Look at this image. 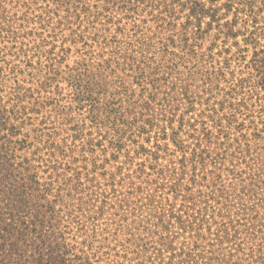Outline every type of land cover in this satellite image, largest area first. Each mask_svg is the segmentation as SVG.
<instances>
[{
  "label": "trees",
  "instance_id": "16d2710c",
  "mask_svg": "<svg viewBox=\"0 0 264 264\" xmlns=\"http://www.w3.org/2000/svg\"><path fill=\"white\" fill-rule=\"evenodd\" d=\"M217 1L103 0L102 10L116 8L117 23L125 19L131 24L130 36L141 56L123 64L133 72L135 87L119 84L115 92L128 102L124 112L121 104L106 108L105 119L114 116L110 136L102 133L106 121L97 120L92 105L82 116L89 94L82 90L81 67L67 79L66 107L54 84L57 63L80 43L83 25L103 12L89 0H0L1 42L15 41L20 20L50 27L33 46L12 45L11 51L27 56L37 50L49 57L52 73L35 88L12 84L6 101L0 96V133L8 142L16 137L12 148L0 146V264L102 260L110 249L108 236L95 243L102 234L97 220L107 196L99 200L90 191L100 185L114 189V264H264V216L259 214L264 208V103L258 110L262 124L251 120V132H243L246 126L236 117L241 108L224 110L232 105L231 94L254 84L248 78L235 81L232 73L225 91L219 85L223 67L195 58L208 40L212 56L219 39H232L237 56L250 49L257 54L264 45V0ZM17 9L24 10L22 16ZM34 10L38 13L30 19ZM103 17L110 21L107 14ZM169 44L189 59H166L176 54ZM43 93L47 96L39 101L35 94ZM44 109L64 114L66 126L47 132L29 128L33 122L25 120ZM24 127L34 132L36 142L47 136L46 152L26 150L29 132ZM230 129L238 136L231 138ZM234 146L238 152L230 151ZM19 149L24 155L15 154ZM97 201L102 204L98 210L84 215ZM121 230L130 236L117 240Z\"/></svg>",
  "mask_w": 264,
  "mask_h": 264
},
{
  "label": "rangeland",
  "instance_id": "374dc122",
  "mask_svg": "<svg viewBox=\"0 0 264 264\" xmlns=\"http://www.w3.org/2000/svg\"><path fill=\"white\" fill-rule=\"evenodd\" d=\"M225 0H218L216 4H220ZM90 4H95L99 11H102L104 14H107L110 17V21H106L107 18L103 17L104 14L100 13L97 21L94 20L93 23H85L83 25L86 26V30L84 35L81 38V41L76 46H72V51L67 56H64V59L61 63H57V66L54 68L53 74L57 76V79L54 84H57L62 92V95L65 97V100L62 101V105L66 107L69 103L67 94L68 89L66 87L67 79L69 78L70 73H74L77 71V67H81L82 75L84 79L81 80L82 90L86 92L88 95L89 105L84 103V107L82 109V116H85L88 113V109L92 105L95 108V113L97 116V120L101 121L103 119L105 124L101 127L102 133H109L110 136L114 134L113 130H111L110 125L114 121V116L105 119L106 108L110 107L114 109V106H118L121 104V111L124 112L126 110L128 102L125 100V96L122 94L115 93L118 89L119 84H123L128 88L135 87L132 85L133 80V72L129 69H126L125 65L131 61L132 58H141L139 51L136 49L137 43L133 42L134 38L130 36L131 24L126 22L125 19H122L121 22L117 23L116 20L119 19V15L116 13V8H112L110 12H106L102 10L100 5L103 3V0H89ZM114 2V0H112ZM116 2V1H115ZM18 15L22 16L23 9H17ZM224 9L221 10L223 12ZM16 11V10H15ZM38 13V10H34L31 14H29L30 19L34 15ZM17 14V13H16ZM143 17V16H142ZM230 17V16H228ZM92 20V19H91ZM180 21H184V17L181 18ZM195 21V20H194ZM143 23V22H142ZM242 23L239 20V24ZM145 25L149 26L150 23L144 21ZM190 27H195V24H191ZM16 31L18 36L13 42H1L0 41V76L5 77L4 82L0 79V96L3 98V101H6L8 95L7 92L12 84H20L23 87L27 88L32 86L33 88L37 87L38 82L46 75H52V73L48 69V63L50 62L48 56L45 55H37V50H33L28 53L27 56L19 55L18 53H13L11 50V46H15V48L19 47H30L36 44L39 40V34L43 36H48L50 30L46 27L43 29L39 23L37 22H25L20 20L18 25H16ZM121 29V30H119ZM49 39V38H47ZM240 43L241 36L236 39ZM212 41H204L201 48L197 51L196 59H200L202 62H205V59L210 60L213 64H219L223 67L224 75L219 83L221 87L225 88V91H228V84L232 79V73L234 74L235 81L236 78H248L250 79V83L254 84L253 87H244L242 93L234 92V95L231 94L230 102L231 106H226L225 112L234 111L235 108L239 106L241 111H236V117L238 121H243L246 128L243 132H251L253 120L254 124L259 123L260 117H258V110L261 107V104L264 103V53L260 51L264 50V45L259 46L257 54H253L251 49L245 56H237L236 46L233 44L232 39H228L225 43H222L220 39L217 42V46H214L211 51L212 56L209 55V51L207 48L212 45ZM60 44V41L57 43ZM261 44H264V40L261 41ZM168 48L174 51L176 54L166 56V59L169 57L174 60L189 59L187 56H179L177 52L180 49L178 47H172V45H168ZM227 50V51H225ZM138 52V53H137ZM181 53V52H179ZM202 54V55H201ZM152 59H160L163 56H147ZM193 62V61H192ZM163 63V62H162ZM180 69L181 66L179 67ZM80 70V69H79ZM164 88H161L159 91L158 100L159 103H162L163 91ZM250 90V91H249ZM150 90L147 89L145 94ZM140 93L139 88L136 90V97ZM85 94V93H84ZM85 94V95H87ZM47 96V94H35V97L38 100H42V97ZM146 96V95H145ZM44 100H47L46 98ZM118 101L114 105V103ZM240 102H243L245 106L241 105ZM167 103V101L165 102ZM212 104V103H211ZM156 109H158L159 104L154 105ZM0 109L3 110V102ZM155 109V112H159ZM27 113V115L32 116ZM159 114V113H158ZM264 117V111L262 112ZM64 114H54L50 109H44L41 113L34 114V119L25 120V122H33L32 126L29 128H41L44 132L49 131L51 128L55 126H66L64 122ZM71 116V114L69 115ZM64 117V118H63ZM54 121V124L52 122ZM45 121V122H44ZM13 122V121H11ZM251 124V125H250ZM28 127L22 128L23 132H29L27 137L28 148L26 150H40L41 153L46 152L45 141L47 140V136H42L39 142H36V139L33 136V131L28 130ZM47 128V129H44ZM231 138H235L238 136V132L233 129H230ZM95 134V133H94ZM14 139L12 142H8L6 139L2 138V133H0V146L7 145L12 148ZM239 148L236 146L230 148L232 152H238ZM24 150L19 149L15 152V154L24 155ZM38 154V152H37ZM101 157L98 158V162H100ZM106 169H110L114 171V166L107 165ZM114 189H109L106 186L100 185L96 189L95 187H91L90 191L95 192L96 196L99 200L106 197L107 203L104 204L102 215L98 217L97 223L98 228L102 232V234L98 235L96 238L95 245L101 243V239L104 235L108 236V242L110 249L104 251L106 254L102 255V260L96 261L95 259L91 260V264H114V229L117 227L114 224V220H117V216L114 215ZM93 201H91L92 203ZM102 205L98 201L93 205H90L88 209H85V214H94L98 210V207ZM86 208V206H85ZM83 211H81L82 214ZM264 208H260V216H264L263 213ZM8 221V219H6ZM131 222V219L128 220ZM134 222L131 223L134 226ZM90 234V233H89ZM135 234H140V230H135ZM130 235L127 231H120L116 236L117 240H123ZM83 264H89L87 261H84Z\"/></svg>",
  "mask_w": 264,
  "mask_h": 264
}]
</instances>
